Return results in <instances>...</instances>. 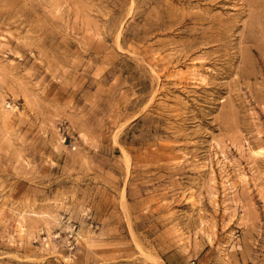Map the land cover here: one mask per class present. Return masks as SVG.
Instances as JSON below:
<instances>
[{"label":"rangeland","instance_id":"obj_1","mask_svg":"<svg viewBox=\"0 0 264 264\" xmlns=\"http://www.w3.org/2000/svg\"><path fill=\"white\" fill-rule=\"evenodd\" d=\"M0 264H264V0H0Z\"/></svg>","mask_w":264,"mask_h":264}]
</instances>
